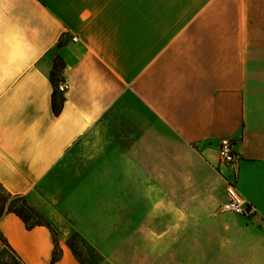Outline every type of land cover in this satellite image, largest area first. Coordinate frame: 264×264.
<instances>
[{"label": "crops", "instance_id": "1", "mask_svg": "<svg viewBox=\"0 0 264 264\" xmlns=\"http://www.w3.org/2000/svg\"><path fill=\"white\" fill-rule=\"evenodd\" d=\"M0 185L49 225L0 218L22 264H88L51 263L52 229L111 264H264V0H0Z\"/></svg>", "mask_w": 264, "mask_h": 264}, {"label": "rangeland", "instance_id": "2", "mask_svg": "<svg viewBox=\"0 0 264 264\" xmlns=\"http://www.w3.org/2000/svg\"><path fill=\"white\" fill-rule=\"evenodd\" d=\"M52 55L54 60L52 76L55 77L59 75L62 62L56 57V55ZM14 211L23 212L24 216L31 224H34L39 220L36 215L27 211L24 201L21 197L10 195L0 185V218L6 213H15ZM3 238V235L0 233V264H16L18 255L14 250L4 244ZM52 239L54 242L53 252L55 250L56 254H60V258L63 252L60 241H63V243L68 244L76 257L83 262L88 264H111L106 255H104L100 250L96 249L92 244L86 242L83 238L76 236L74 231L62 234L56 229H52Z\"/></svg>", "mask_w": 264, "mask_h": 264}, {"label": "built area", "instance_id": "3", "mask_svg": "<svg viewBox=\"0 0 264 264\" xmlns=\"http://www.w3.org/2000/svg\"><path fill=\"white\" fill-rule=\"evenodd\" d=\"M68 88L66 83L58 86V89L64 91ZM235 141L231 138H222L219 143L218 156L219 162L223 165H234L238 160V154L234 148ZM229 199L220 205L221 211H232L243 215L247 218L254 216L258 212V207L249 199L241 197L235 187V184L230 182L227 187Z\"/></svg>", "mask_w": 264, "mask_h": 264}, {"label": "trees", "instance_id": "4", "mask_svg": "<svg viewBox=\"0 0 264 264\" xmlns=\"http://www.w3.org/2000/svg\"><path fill=\"white\" fill-rule=\"evenodd\" d=\"M5 190V189H4ZM6 191V190H5ZM6 192H8V191H6ZM10 195H14V196H16V197H21L22 198V200L24 201V204H25V208L27 209V211H29L30 213H32V214H34V215H36L37 216V218L39 219L36 223H34V224H31L29 221H28V219L24 216V214H23V212H21V211H14L24 222H25V224H26V226H27V228H33L34 226H36V225H47V226H49L47 223H45V221L42 219V217H41V215L38 213V211H36L35 209H34V207L33 206H31L29 203H28V201H27V199H26V197L25 196H23V195H15V194H12V193H10V192H8ZM74 234L76 235V236H79L80 238H82L77 232H74ZM3 240H4V244L5 245H7L8 247H10V245H9V243L7 242V240L5 239V238H3ZM11 248V247H10ZM12 249V248H11ZM13 250V249H12ZM14 252V251H13ZM17 257V256H16ZM60 258V254H56V251L54 250V252H53V254H52V258H51V263H54V262H56L58 259ZM16 264H22L21 263V261H20V259L17 257V260H16Z\"/></svg>", "mask_w": 264, "mask_h": 264}]
</instances>
